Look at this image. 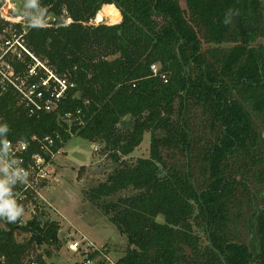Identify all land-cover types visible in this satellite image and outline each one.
Here are the masks:
<instances>
[{
    "label": "trees",
    "instance_id": "trees-1",
    "mask_svg": "<svg viewBox=\"0 0 264 264\" xmlns=\"http://www.w3.org/2000/svg\"><path fill=\"white\" fill-rule=\"evenodd\" d=\"M4 2L0 38L20 37L8 60L16 76L39 81L43 72L29 70L41 62L75 86L58 109L30 117L1 76L0 124L8 140L59 132L65 143L76 135L103 145L116 166L91 200L132 191L103 203L128 239L117 264H224L208 233L226 264H264L263 1L40 0L51 16L40 29L3 17ZM108 5L114 23L90 24ZM230 8L240 14L225 25ZM78 110L81 123L66 128L60 117ZM146 132L149 157L128 162ZM7 224L4 264H24L33 244L64 242L60 224L42 216ZM20 231L30 238L18 241Z\"/></svg>",
    "mask_w": 264,
    "mask_h": 264
},
{
    "label": "rangeland",
    "instance_id": "rangeland-1",
    "mask_svg": "<svg viewBox=\"0 0 264 264\" xmlns=\"http://www.w3.org/2000/svg\"><path fill=\"white\" fill-rule=\"evenodd\" d=\"M18 0H5L1 8L2 16L11 22H24L26 29L29 24L26 20L21 19L15 9ZM264 3V0H261ZM116 7L108 5L102 9L104 19L98 20L96 16L90 24L111 25L114 21L111 17L114 15ZM51 16L47 17V22ZM15 31V30H14ZM12 31V38H0V73L7 71L6 63L10 55L20 53L19 38ZM35 73L47 71L40 66ZM260 130L264 132V124L259 123ZM264 144V141H263ZM94 145L98 150H94ZM151 146V134L146 132L141 145L135 151L126 157L128 162H135L138 158L149 157ZM264 148V146H263ZM116 166L111 158L104 154L103 145L99 142H92L76 135L66 143L65 151L55 161L53 170L54 174L48 181L47 189H44V195L49 200L52 207L42 215L44 220L57 221L62 231H73V226L77 229L76 234H83L89 240L104 251L108 256L117 261L124 256L128 248V239L125 234L121 233L114 223L109 220L105 214L103 203L117 201L120 196H128L131 190H124L118 195L102 198L100 201H92L89 191L92 187L105 182L109 173ZM113 213H115L112 210ZM163 221V217L158 218ZM204 237V236H203ZM18 241L28 240L30 235L20 231L17 234ZM205 238V237H204ZM36 257L41 256L46 264H81L82 257L78 252L72 251L67 240L57 245L33 244L31 249ZM49 253V254H48ZM29 258L26 254L24 264H28Z\"/></svg>",
    "mask_w": 264,
    "mask_h": 264
},
{
    "label": "built area",
    "instance_id": "built-area-1",
    "mask_svg": "<svg viewBox=\"0 0 264 264\" xmlns=\"http://www.w3.org/2000/svg\"><path fill=\"white\" fill-rule=\"evenodd\" d=\"M23 49L28 52L24 47ZM38 65L42 66L47 73L43 72L45 77L42 76L39 81L33 83L29 82L26 77L16 76L11 64L6 63V73H0V77L2 76L15 87L18 92L19 104L30 117H39L44 112L58 109L65 91L75 86V83L68 77L56 75L41 62H38ZM151 68L154 73H157L156 65ZM35 70L36 67L31 68L29 75L38 76L40 73H35ZM162 77L166 79V75H162ZM80 112L81 110H78L77 114L67 112L60 117V120L65 121L70 128L74 121L81 123ZM10 141L15 157L22 161V166L30 173L29 183L26 186L18 185L16 188V191L20 193L18 202L23 206L24 214L15 224L25 226L35 218L44 215L48 208L52 207L43 191L48 188V181L54 174L55 161L65 151L66 143L59 132H53L43 138L33 136L30 140ZM33 145H36L37 149L32 151ZM93 147L94 150H98V146L94 145ZM7 223L5 220H0V228L7 227ZM73 228V231H63V236L67 240L68 247L81 255V264H117V261L112 260L86 236L79 234L78 237V234L75 233L77 229L74 226ZM28 258V264H38L33 250L28 252ZM4 263L5 257L0 255V264Z\"/></svg>",
    "mask_w": 264,
    "mask_h": 264
},
{
    "label": "clouds",
    "instance_id": "clouds-1",
    "mask_svg": "<svg viewBox=\"0 0 264 264\" xmlns=\"http://www.w3.org/2000/svg\"><path fill=\"white\" fill-rule=\"evenodd\" d=\"M19 3L16 14L26 20L31 28L40 29L46 25L48 9L41 5L40 0H20ZM239 14V10L230 8L225 14L224 24H231L232 17ZM10 131L7 123L0 124V220L15 223L24 214V208L18 202L20 193L16 188L29 183L30 173L22 166V161L15 157L11 141L6 135Z\"/></svg>",
    "mask_w": 264,
    "mask_h": 264
},
{
    "label": "water",
    "instance_id": "water-1",
    "mask_svg": "<svg viewBox=\"0 0 264 264\" xmlns=\"http://www.w3.org/2000/svg\"><path fill=\"white\" fill-rule=\"evenodd\" d=\"M19 2H20V0H18V1L16 2L17 7L20 6V3H19ZM61 123H62L66 128H68V125H67V123H66L65 121H61ZM208 237H209V243H210L211 247L214 248V250L220 255V257H221L222 261L224 262V264H226V263H225V257L220 253V251H219L218 249H216V248L213 246L212 240H211V238H210V233H208Z\"/></svg>",
    "mask_w": 264,
    "mask_h": 264
}]
</instances>
